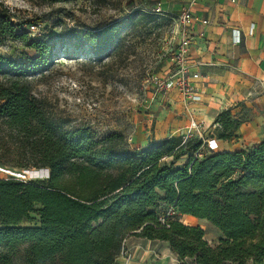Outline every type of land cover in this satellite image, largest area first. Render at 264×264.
I'll use <instances>...</instances> for the list:
<instances>
[{"label": "trees", "instance_id": "obj_1", "mask_svg": "<svg viewBox=\"0 0 264 264\" xmlns=\"http://www.w3.org/2000/svg\"><path fill=\"white\" fill-rule=\"evenodd\" d=\"M135 15L84 32L82 43L107 54ZM18 27L0 5V46L12 38L25 48L21 62L0 56V166L47 169L48 178L0 179V264H117L128 237L166 243L179 264H264V139L198 158L203 139L129 149L120 133L97 138L88 128L65 129L26 80L53 65L55 47ZM213 125L216 139L229 141L241 122L226 110ZM159 203L209 223L218 246H208L197 226L161 222L153 211ZM32 214L39 226L22 227Z\"/></svg>", "mask_w": 264, "mask_h": 264}, {"label": "rangeland", "instance_id": "obj_2", "mask_svg": "<svg viewBox=\"0 0 264 264\" xmlns=\"http://www.w3.org/2000/svg\"><path fill=\"white\" fill-rule=\"evenodd\" d=\"M156 2L72 0L50 4L45 0H0L11 21L19 25L17 31L26 30L33 24L40 25L43 39L55 47L53 65L26 80L32 96L44 104L48 115L61 122L63 128H88L97 138L120 133L127 148L131 149L133 143L127 141L148 98L146 89L151 86L152 78L162 76L160 70L168 61V44L179 32L172 21L153 12ZM133 12L136 13L133 22L107 54L95 55L82 43L84 32L103 28ZM24 50L18 39L7 38L0 46V56L21 62ZM3 82L0 76V83ZM187 139L199 138L189 136ZM184 162L185 158H182L175 165ZM8 178L24 182L44 181L48 178V170L0 166V179ZM153 211L161 222L165 218L179 219L183 224L191 222L204 232L208 246H218L221 236L206 221L180 217L163 203ZM21 226L38 227V216L32 214L30 222ZM156 249L153 252L157 256L155 261L179 264L171 255L163 256L159 247ZM190 263L189 260L183 262ZM14 264L20 263L15 260Z\"/></svg>", "mask_w": 264, "mask_h": 264}, {"label": "crops", "instance_id": "obj_3", "mask_svg": "<svg viewBox=\"0 0 264 264\" xmlns=\"http://www.w3.org/2000/svg\"><path fill=\"white\" fill-rule=\"evenodd\" d=\"M156 5L167 18L177 19L181 13L191 18L184 26L190 42L188 76L199 100L185 102L170 93L142 108L129 137L131 149L178 136L215 141V152L241 151L259 143L264 139V0H157ZM168 68L166 63L162 75ZM226 110L241 125L236 138L219 141L213 122ZM190 124L196 128L190 129ZM158 247L163 256L175 257L166 243L128 237L124 250L129 255L116 263L166 264L155 261Z\"/></svg>", "mask_w": 264, "mask_h": 264}, {"label": "built area", "instance_id": "obj_4", "mask_svg": "<svg viewBox=\"0 0 264 264\" xmlns=\"http://www.w3.org/2000/svg\"><path fill=\"white\" fill-rule=\"evenodd\" d=\"M153 12L157 15L166 16L160 9L159 5L153 9ZM167 18V17H166ZM178 29V37H172L166 55L168 56L167 64L169 66L168 71L162 76L154 77L151 79V86L148 91V98L144 101L145 109H148L150 104L156 102L160 98H165L170 93H176L181 96L185 102H195L199 100L194 86L191 84L189 79V67L187 61V54L189 48V39L184 32V26L191 22V18L187 13H181L177 19L168 18ZM29 37L38 38L41 36L40 25H30L26 30ZM250 33V32H249ZM238 42V36L235 37V42ZM192 78H196V75H192ZM196 128V125L190 124V129ZM131 143L130 138L127 141ZM217 144L215 141H204V146L199 153H196V157L200 158L208 152L216 151ZM160 221H162L160 219ZM125 244V241L123 242ZM128 252L124 249L121 252V256H128ZM174 262H178L174 257ZM170 264H174L170 261ZM177 264V263H176Z\"/></svg>", "mask_w": 264, "mask_h": 264}, {"label": "bare ground", "instance_id": "obj_5", "mask_svg": "<svg viewBox=\"0 0 264 264\" xmlns=\"http://www.w3.org/2000/svg\"><path fill=\"white\" fill-rule=\"evenodd\" d=\"M188 219V218H187ZM189 220H195L194 218H192V219H189Z\"/></svg>", "mask_w": 264, "mask_h": 264}]
</instances>
